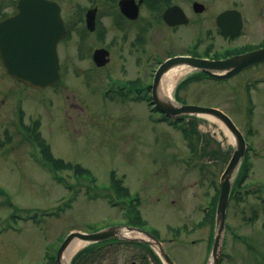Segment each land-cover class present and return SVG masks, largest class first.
Segmentation results:
<instances>
[{"label": "rangeland", "instance_id": "rangeland-1", "mask_svg": "<svg viewBox=\"0 0 264 264\" xmlns=\"http://www.w3.org/2000/svg\"><path fill=\"white\" fill-rule=\"evenodd\" d=\"M196 1L208 6L204 18L228 9L242 14L243 31L235 39L218 38L215 51L264 42V0ZM212 27L206 21L178 30L175 50L184 51ZM104 74L122 81L142 76L151 95L154 73L147 64L129 73L65 70L56 86L40 90L9 84L0 73V264H49L48 256L56 255L69 233L126 224L128 205H113L107 190L112 171L133 198L140 197L146 230L159 233L175 264H208L212 224L205 219L206 209L227 166L220 153L233 152L234 136L214 118L194 116L203 137L188 138L180 127L158 121L151 100L132 101L114 89L105 93ZM193 74L179 82L172 96L232 117L254 148L248 156V181L242 185L260 183L264 194V63L227 81ZM22 122L30 128L39 123L36 130L52 155L90 170L99 191L73 170L55 174L40 162V148L26 137ZM250 194L230 202L227 223L232 230L225 233L222 264H264V203L259 192ZM109 247L106 258L87 264H157L151 256L144 262L135 258L127 245Z\"/></svg>", "mask_w": 264, "mask_h": 264}, {"label": "flooded vegetation", "instance_id": "flooded-vegetation-1", "mask_svg": "<svg viewBox=\"0 0 264 264\" xmlns=\"http://www.w3.org/2000/svg\"><path fill=\"white\" fill-rule=\"evenodd\" d=\"M20 1L0 0V26L6 20L20 13ZM46 1L58 6L67 30L66 36L57 45L60 74L65 70L90 74L91 72H111L113 69L129 73V71L143 70L147 64L153 67L154 82L156 71L167 61L176 57L220 60L234 54L264 48V42H261L257 45L250 44L240 47V52L228 56H226V50L215 51L217 39L226 37L224 31L217 24L220 13L214 18H204L203 15L208 12V6L196 0ZM172 8L176 10L169 16L171 21L187 18L188 22L170 24L165 19V15ZM206 21L211 22L213 27L206 30L204 37L197 36L195 43L191 41L190 45L186 44L184 51L177 52L174 48L176 44L174 33L183 27L199 25ZM227 38L235 39V37L229 36ZM208 41L210 43L205 47V50L200 51L203 43L206 44ZM148 51L149 54L146 56ZM262 63L264 61L250 68ZM0 73L3 74L7 83L26 87L8 74L1 50ZM104 77L110 83L119 82L132 89L136 95L146 87L143 84L145 79L139 75L135 79L123 77V81L112 78L109 74H104ZM262 83L260 82V84ZM250 149L253 150V146ZM236 198H241L240 193H237ZM235 200L237 201V199ZM127 246L134 249L135 258L145 261L146 256L140 251V247ZM105 251H101L100 255L105 253L104 257H106L110 253L109 249ZM132 264H136V262L134 261Z\"/></svg>", "mask_w": 264, "mask_h": 264}, {"label": "water", "instance_id": "water-1", "mask_svg": "<svg viewBox=\"0 0 264 264\" xmlns=\"http://www.w3.org/2000/svg\"><path fill=\"white\" fill-rule=\"evenodd\" d=\"M19 7L20 13L6 20L0 26V50L5 67L11 76L28 87L46 88L53 86L60 79L57 45L66 35V27L59 13V8L56 4L46 0H21ZM175 10V8L169 10L165 19L172 25L187 23V18L173 21L169 19ZM217 24L229 36L237 35L244 27L242 14L235 9L221 13L217 18ZM260 61H264V48L216 61L176 57L163 64L155 76L153 97L163 112L170 115L185 116L191 114L214 118L224 124L235 139L233 155L220 180L221 192L209 264L220 263L225 237L227 208L234 179L246 154L247 142L232 118L224 111L213 107L179 104L161 95L162 77L174 68L188 67L192 71H200L212 78L226 80ZM126 230L140 236L128 237ZM109 239L147 244L157 251L164 264H175L155 235L130 226H112L94 233L71 232L62 243L55 264H69L65 263L63 258L75 240L93 244Z\"/></svg>", "mask_w": 264, "mask_h": 264}, {"label": "trees", "instance_id": "trees-1", "mask_svg": "<svg viewBox=\"0 0 264 264\" xmlns=\"http://www.w3.org/2000/svg\"><path fill=\"white\" fill-rule=\"evenodd\" d=\"M240 51H241V48L228 49L226 51V56L234 54L236 52H240ZM197 78H204V75L203 74L197 75ZM185 85H186V83H183L181 85L180 89L183 88ZM187 118L176 123V126L180 127V129L182 130V132L185 134L186 137L190 138V136L195 135L201 139V137H203V136L199 133V131L197 129L199 119L197 117H187ZM22 123H24V122H22ZM38 126H39V123H36L35 127H32L33 128L32 129V128L25 125L24 127L27 130L26 132L30 135V136H26V137L28 139H30L31 142H33L34 144L36 143L35 145H37L40 148V151L42 153L44 160H46V162L49 163L52 170L55 172L73 170L74 174L76 176H78L80 179L88 178L91 181V183H93V185L95 186L96 180L94 177L92 178V173L90 170L84 168L80 164L73 165L71 163H66L62 159L55 158L52 155V153L50 152L49 146L46 144V142L43 139V137L41 136V134L36 130L38 128ZM31 131H33V132H31ZM192 146L195 147L194 144H192ZM202 150L204 151L205 155L211 156V153L207 152L205 148H202ZM230 153H231V151L220 153L219 159L221 160V162L223 164L226 165V163L228 162V160L230 158ZM216 154H217V152H216ZM246 159L247 160L244 162L242 171H241V173H240V175L236 181V185L234 188L235 193H236V191L243 188L242 183L244 182V180L247 179V176L249 173V165H248L249 164V157L247 156ZM95 190H97L96 186H95ZM109 190L111 191V196H112L113 200L120 201L122 203V205H125L124 201H127V204H128V206H127L128 207L127 208V211H128L127 218H128L129 224H131V225H143V223H145L142 220L141 211L139 210V206L141 205L140 197L137 196L136 198H133L131 196L129 188L124 185L123 179L120 178L115 171H112L110 174ZM219 192H220V189L218 187L214 197L211 199V202H210L211 206L213 208L205 217L206 221L210 222L212 224L211 239H213V236H214L216 203L218 200ZM235 199L239 200V198H235ZM94 229L97 230L99 228L94 227ZM249 247H251V249H253L252 245H250ZM94 249H95L94 246H90V247L86 248L85 250L81 251L76 256L75 260L73 261V264H87V263L92 262L93 261L92 255L94 254L93 253ZM149 252L153 256V259L155 260V262L157 264H162V262L160 261L158 256L151 249H149ZM48 257H49V264H54L55 256L49 255Z\"/></svg>", "mask_w": 264, "mask_h": 264}, {"label": "bare ground", "instance_id": "bare-ground-1", "mask_svg": "<svg viewBox=\"0 0 264 264\" xmlns=\"http://www.w3.org/2000/svg\"><path fill=\"white\" fill-rule=\"evenodd\" d=\"M189 73H191V70H189L188 68H176L169 71L163 77V82L161 84V93H164L168 99L173 101L172 90L176 87L179 80ZM84 246L85 242L81 240H75L64 254V262L68 263L73 255Z\"/></svg>", "mask_w": 264, "mask_h": 264}]
</instances>
